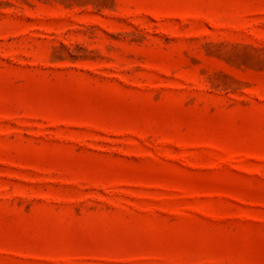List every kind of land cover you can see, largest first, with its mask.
Masks as SVG:
<instances>
[{
	"label": "rangeland",
	"instance_id": "rangeland-1",
	"mask_svg": "<svg viewBox=\"0 0 264 264\" xmlns=\"http://www.w3.org/2000/svg\"><path fill=\"white\" fill-rule=\"evenodd\" d=\"M0 264H264V0H0Z\"/></svg>",
	"mask_w": 264,
	"mask_h": 264
}]
</instances>
